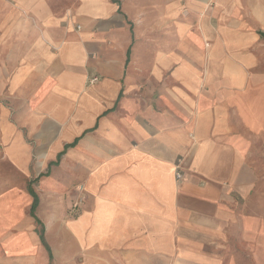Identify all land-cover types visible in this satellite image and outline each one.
I'll return each mask as SVG.
<instances>
[{"label": "crops", "instance_id": "obj_1", "mask_svg": "<svg viewBox=\"0 0 264 264\" xmlns=\"http://www.w3.org/2000/svg\"><path fill=\"white\" fill-rule=\"evenodd\" d=\"M0 264H264V0H0Z\"/></svg>", "mask_w": 264, "mask_h": 264}, {"label": "built area", "instance_id": "obj_2", "mask_svg": "<svg viewBox=\"0 0 264 264\" xmlns=\"http://www.w3.org/2000/svg\"><path fill=\"white\" fill-rule=\"evenodd\" d=\"M97 81H98V78L97 77H92V79H91L90 82L95 83ZM175 178H176V180H180L181 179V174L178 171H176V173H175Z\"/></svg>", "mask_w": 264, "mask_h": 264}, {"label": "trees", "instance_id": "obj_3", "mask_svg": "<svg viewBox=\"0 0 264 264\" xmlns=\"http://www.w3.org/2000/svg\"><path fill=\"white\" fill-rule=\"evenodd\" d=\"M35 207V202H34V205L32 206V212H33V208ZM41 240L43 241V238L42 236H40Z\"/></svg>", "mask_w": 264, "mask_h": 264}, {"label": "rangeland", "instance_id": "obj_4", "mask_svg": "<svg viewBox=\"0 0 264 264\" xmlns=\"http://www.w3.org/2000/svg\"><path fill=\"white\" fill-rule=\"evenodd\" d=\"M75 208V205L72 206V209ZM255 240V239H254Z\"/></svg>", "mask_w": 264, "mask_h": 264}]
</instances>
